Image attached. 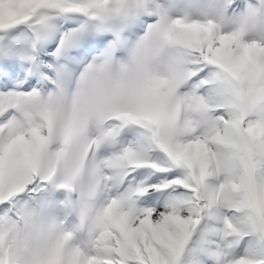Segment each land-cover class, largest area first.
<instances>
[{
  "label": "snow or ice",
  "instance_id": "6c2138e0",
  "mask_svg": "<svg viewBox=\"0 0 264 264\" xmlns=\"http://www.w3.org/2000/svg\"><path fill=\"white\" fill-rule=\"evenodd\" d=\"M0 264H264V0H0Z\"/></svg>",
  "mask_w": 264,
  "mask_h": 264
}]
</instances>
